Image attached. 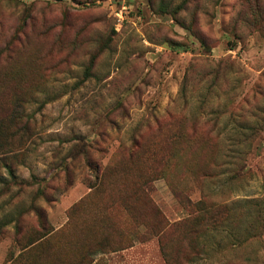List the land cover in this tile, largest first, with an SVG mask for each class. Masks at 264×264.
I'll return each mask as SVG.
<instances>
[{"label": "rangeland", "instance_id": "1", "mask_svg": "<svg viewBox=\"0 0 264 264\" xmlns=\"http://www.w3.org/2000/svg\"><path fill=\"white\" fill-rule=\"evenodd\" d=\"M259 2L261 13L255 0H0V138H30L9 160L18 180L0 169V224L22 215L25 243L34 206L51 229L95 223L98 236L105 207L117 235L130 217L190 222L205 207L228 220L191 264H264ZM14 228L0 264L20 253ZM133 238L131 257L93 245L92 264H166L157 239ZM50 242L27 263L71 264L69 242L62 257Z\"/></svg>", "mask_w": 264, "mask_h": 264}, {"label": "trees", "instance_id": "2", "mask_svg": "<svg viewBox=\"0 0 264 264\" xmlns=\"http://www.w3.org/2000/svg\"><path fill=\"white\" fill-rule=\"evenodd\" d=\"M259 3V0H255L256 11L261 13V6ZM160 8L161 12L166 11L164 3L161 4ZM254 25L258 26L259 20H256ZM1 120L2 123H5L9 119L6 117L0 118V121ZM14 120H17L16 116L12 117L10 123H13ZM250 129L255 130L254 127H251ZM20 130L21 128L17 133L9 135L8 138H0V169H4L7 176L14 183L18 179L9 160H18L19 157L17 154L23 150L26 143L30 140L27 131L20 133ZM0 182L8 184L5 178L0 179ZM84 209L85 208L83 207H77L75 210L80 213ZM151 209L156 214L157 210L155 211V208L153 207H151ZM196 210L197 211L190 222L186 220L170 223L164 219H160V221L157 222V219L152 220L150 218L146 223H136L134 222L135 220L133 217H130V220H132L128 223V225L131 224L132 226L129 228L130 231H124L117 235V233L111 232L109 221H107L108 213L105 207V233L102 231L100 236H98L97 231L101 230V228L95 223L89 224L88 222L69 221L57 231L54 228L51 229L44 211L41 207L34 206L32 207V212L36 216L39 230L33 232L30 237L28 236L25 243L22 242L20 236L23 235L24 228L20 226L22 216L20 215V217L10 219L8 223L0 224V240L2 235H5L4 227L10 223L14 224L16 236L14 241L19 247L20 253L17 257H11L10 264H28L27 262L32 253L37 252L38 250L42 251V247L44 246L42 244H51V237L54 240V257H62L58 248L65 247L67 242H69V246L72 248L69 255L71 264H92L93 251L98 249L104 253H113L128 249L133 246V237L135 236H137V240L141 241H146L152 238L157 239L160 245L161 254L166 264H191L194 257H200L204 254L205 234L210 230H217L226 220H228V215H225L222 211L220 213L216 210L215 212H212L205 207H196ZM184 224H188V227L182 233L181 229L184 227ZM141 229L145 231H142ZM64 235L67 237L65 238ZM166 235L170 236V239H173V241L170 243L165 241L164 238ZM183 237L186 238L188 242L183 243ZM119 239H124L127 244H117ZM93 245H95L94 248L97 249L94 250L92 248ZM44 249L45 251H48L47 246H44Z\"/></svg>", "mask_w": 264, "mask_h": 264}, {"label": "crops", "instance_id": "3", "mask_svg": "<svg viewBox=\"0 0 264 264\" xmlns=\"http://www.w3.org/2000/svg\"><path fill=\"white\" fill-rule=\"evenodd\" d=\"M64 226V225H63ZM60 229L62 228V226L61 227H59ZM56 229H58V228H56ZM136 248L137 247H132V248H130V249H127V250H123V251H121V252H118V253H113V254H109V255H106L105 254V257H131V255H130V252L131 253H135V251H136Z\"/></svg>", "mask_w": 264, "mask_h": 264}]
</instances>
